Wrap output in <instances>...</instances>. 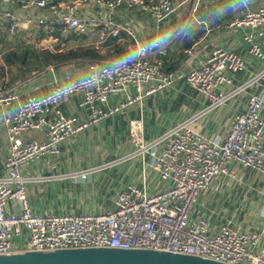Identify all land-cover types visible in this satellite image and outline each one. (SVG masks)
I'll return each mask as SVG.
<instances>
[{"label":"built area","instance_id":"2783aa9c","mask_svg":"<svg viewBox=\"0 0 264 264\" xmlns=\"http://www.w3.org/2000/svg\"><path fill=\"white\" fill-rule=\"evenodd\" d=\"M88 2L107 10L140 6L151 13L157 26L175 8L171 0H0V53L4 23L8 22L11 34L21 23L10 9L14 5L23 11L43 10L47 15L37 16L36 26L49 35L56 29L78 34L99 29L97 40L101 43L124 30L134 48L158 38L144 42L133 28L117 23L111 15L78 16L76 10ZM226 26L249 28L243 34L247 51L264 58L258 42L264 31V2L233 16ZM167 49V43L150 49L126 66L120 64L123 58L109 63L90 62L86 74L65 73L46 93L30 94L24 99L19 98L14 86L0 89V118L8 141L0 175V255L112 247L169 251L228 264H264L260 232L230 220L214 229L209 218L197 209L200 195L210 191L218 180L237 179L239 168L264 173V97L258 90L264 86V67L234 85L233 75L246 70V61L223 47L214 48L202 64L184 76L196 94L207 101L199 114L247 92L244 109L233 117L224 137L209 138L196 131L192 123L199 114L176 122L150 141L144 140L139 122H132V141L138 147L124 158L140 156L158 176L161 188L148 189L142 177L140 183H128L117 192L113 208L80 214L38 211L28 200L25 188L31 179L22 172L30 161L59 154L67 138L174 85L178 75L165 69L160 58ZM223 86L231 88L225 91ZM120 94L124 97L110 102ZM72 95L78 96L85 115H65L59 108V103ZM33 131H43L46 138L25 137Z\"/></svg>","mask_w":264,"mask_h":264},{"label":"crops","instance_id":"0c3cea01","mask_svg":"<svg viewBox=\"0 0 264 264\" xmlns=\"http://www.w3.org/2000/svg\"><path fill=\"white\" fill-rule=\"evenodd\" d=\"M171 1L175 7L174 11L160 22V26H157L151 13L143 10L140 6H120L113 10H107L104 6L88 2L81 4L76 10V14L80 17L111 15L117 23L133 28L144 42H149L152 38L159 37L169 30L177 29L185 23L189 24L192 29L191 40L187 35L172 37L167 43V53L160 57L163 67L175 71L178 75L175 81L177 86L183 84L188 86L184 75L192 68L202 64L216 47L234 51L246 61V70L233 75L234 85L244 82L264 67V58H256L247 51V43L243 39V34L249 28L226 26L233 16L241 15L247 9L256 8L264 0H251L244 9L235 10L220 19H214V13L217 9L225 7L224 0ZM10 9L19 16L21 23L14 34L8 32V22L4 23L0 60L4 52L15 49L21 44L32 43L36 44V48H58L60 50L80 45H92L97 48L101 47L104 52L108 50L112 53L109 46L104 47L103 44L113 38L126 46L129 53L134 49L131 37L124 30H121L117 37L107 36L101 43L97 40L99 29L86 34L72 31L62 32L60 29H56L53 35H49L44 28L36 26L37 16L47 15L43 10L33 8L23 11L17 5L10 6ZM21 36H23L22 42L11 45L13 39L16 41V38ZM29 36L34 38L30 42ZM258 42L264 52V31L258 38ZM37 45L39 46L37 47ZM118 59L122 58L108 55L94 60L84 58L72 60L67 64L48 65L29 73L26 77L18 78L10 86H14L19 98L24 99L30 94L46 93L56 82L62 80L65 73H71L74 76L86 74L90 62L109 63ZM11 71L15 74L16 67H12ZM7 77L8 74L4 80H7ZM4 84L0 81V89L6 88ZM189 88L195 94V102L191 104L190 108L193 112L188 115L191 116L199 114L206 106L207 101L200 98L191 87ZM230 88V86H223L222 89L227 91ZM165 90L148 96L140 104H135L115 116L107 117L86 130L67 138L61 144L59 154L45 155L30 161L22 173L31 179L26 183L25 189L33 208L38 211L49 210L70 214L101 212L113 208L117 192L126 184L140 183L142 177L148 189L161 188L163 184L158 176L149 166L142 163L143 160L140 156L124 158L115 162H104L103 158L109 159L111 158L109 156L115 155L118 144L113 138L120 134L125 140L126 134H124L123 128L127 131L128 124L129 134L132 135V122L134 121L139 122L143 137L153 139L169 126L188 117L175 121L174 116L168 123L159 117V113L157 114L156 111L160 107V102L163 101ZM258 90L264 97V86ZM178 91L180 90L178 89ZM183 95H185L183 92L180 93L174 102L175 113L180 105V100L185 97ZM123 97L124 94H120L111 98L110 102H115ZM246 99L247 92L237 94L224 104L199 114L193 121L192 127L209 138L224 137L233 117L244 109ZM59 108L65 115L76 114L81 117L86 114V111L79 107L76 95L63 99L59 103ZM25 137L37 140L46 138L43 131L29 132ZM106 137H109V140H106ZM7 151L6 131L0 118V175L4 172L3 164ZM129 152L127 151L126 154ZM79 153L87 156L75 157V154ZM143 168L145 169L143 170ZM242 170L243 174L239 175ZM240 171L238 179L218 180L210 191L200 195L197 209L209 218L214 229L221 222L230 220L243 228L260 232L259 248L264 250V173L250 169H241ZM82 173L85 175L81 176Z\"/></svg>","mask_w":264,"mask_h":264},{"label":"water","instance_id":"95a60500","mask_svg":"<svg viewBox=\"0 0 264 264\" xmlns=\"http://www.w3.org/2000/svg\"><path fill=\"white\" fill-rule=\"evenodd\" d=\"M0 264H228L196 255L112 247L26 250L0 255Z\"/></svg>","mask_w":264,"mask_h":264},{"label":"trees","instance_id":"16d2710c","mask_svg":"<svg viewBox=\"0 0 264 264\" xmlns=\"http://www.w3.org/2000/svg\"><path fill=\"white\" fill-rule=\"evenodd\" d=\"M117 39H108L104 42L113 51L112 53L102 48L92 45L74 46L65 50L58 48H36L33 44H21L15 49L4 52L0 60V81L5 83V87L12 85L18 78L28 76L29 73L40 70L48 65L67 64L76 59H98L104 56H114L115 58H123V53H129V49L123 44L116 41ZM110 53V54H109ZM12 67H16V73L11 71ZM170 70V69H168ZM8 74V79L4 77Z\"/></svg>","mask_w":264,"mask_h":264},{"label":"rangeland","instance_id":"374dc122","mask_svg":"<svg viewBox=\"0 0 264 264\" xmlns=\"http://www.w3.org/2000/svg\"><path fill=\"white\" fill-rule=\"evenodd\" d=\"M23 36H21V37H17L16 38V41H14V39H13V42L11 41V45L14 43H20V42H22L21 41V38H22ZM34 38H32L31 36H29V42L31 41V40H33ZM28 41V40H27ZM27 43V42H26ZM33 45H34V43H32ZM16 45V44H15ZM36 45V44H35ZM34 45V46H35ZM39 45H37V47H38ZM174 86V87H173ZM171 88H169V89H167V90H165V96H164V98H163V101L162 102H160V107L159 108H157V111H156V113L158 114L159 113V117L161 118V119H164L165 120V123L167 122H169L170 121V119H172L174 116H175V118H174V120L176 121V120H178V119H180V118H183V117H186V116H188V115H190L192 112H193V110L192 109H190L191 108V104L193 103V102H195V99H194V96H195V94H194V92H192V90L185 84H183V85H175V83H174V85H173ZM178 89L180 90V91H178ZM182 92H183V94H185V95H183V96H185L184 97V99H181L180 100V105H178L179 107L177 108V112L175 113L174 112V109L176 108L175 106H174V102H175V100L179 97V94L181 93L182 94ZM190 97V98H189ZM179 100V99H178ZM176 111V110H175ZM161 112H163V113H161ZM160 114H161V116H160ZM159 117H158V119H159ZM160 119V120H161ZM124 129V134H126V138H125V140H124V138L119 134V135H116V137H114V136H111V137H114L113 139H115L116 140V143L118 144V149H117V152H115V155H113V156H109V157H111V158H109V159H107V158H103L104 159V162H115V161H121V160H123L124 159V155L126 154V152L127 151H133V150H135L137 147H138V144H136V141H132V135L130 136V134H129V124H128V127H127V131L125 130V128H123ZM143 132H144V129H143ZM144 138V140L145 141H150L151 139H146V137H143ZM106 140L108 139L109 140V137L107 138H105ZM87 155L86 154H81V153H79V154H75V157H77V158H83V157H86ZM106 159V160H105ZM116 159V160H115ZM242 168H239L238 169V172L241 170ZM243 170L242 171H240L239 173V175H242L243 174ZM239 177H237V179H238Z\"/></svg>","mask_w":264,"mask_h":264},{"label":"clouds","instance_id":"9594fccd","mask_svg":"<svg viewBox=\"0 0 264 264\" xmlns=\"http://www.w3.org/2000/svg\"><path fill=\"white\" fill-rule=\"evenodd\" d=\"M251 0H224V8L217 9L214 13V19H220L224 15L231 13L235 10L244 9ZM191 26L187 23L183 24L181 27L173 30H169L159 36L157 39L153 40L150 44L140 45L139 47L134 48L130 53H123L121 56L123 59L120 61L121 65H129L137 62L140 57L147 55L150 49L158 48L161 45H164L169 42L172 37L178 36H188L191 40ZM115 65L113 68L109 69L110 71L115 69Z\"/></svg>","mask_w":264,"mask_h":264}]
</instances>
